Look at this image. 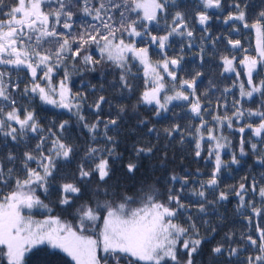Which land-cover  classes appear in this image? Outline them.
<instances>
[{
  "label": "snow or ice",
  "instance_id": "snow-or-ice-1",
  "mask_svg": "<svg viewBox=\"0 0 264 264\" xmlns=\"http://www.w3.org/2000/svg\"><path fill=\"white\" fill-rule=\"evenodd\" d=\"M175 6L176 0H0V142L26 149L0 158V264H30L35 257H40L38 264H204V247L210 243L201 234L210 224L205 217L210 206L216 213V206L230 195L237 200V214L255 231V236H241L245 250H256L242 264H264V172L259 181L253 178L247 185L220 190L222 170L241 163L235 150L230 160L223 158L233 149L235 134L239 157L251 153L264 168V11L250 17L239 0L227 6L225 0H198L195 20L204 33L213 19L210 10L227 11L223 23L230 29L228 54L220 55V75L232 83L213 105L208 93L203 101L197 95L196 80L202 73L191 79L178 75L184 47H193L194 32L185 13L171 11ZM74 7L90 18L80 31L75 30ZM242 29L254 33V54L240 39L231 38ZM175 37L181 38L180 54L172 57L168 50ZM201 39L211 40L214 48L221 40ZM153 48L160 59L153 60ZM204 51L201 46L200 53ZM200 59L203 62V55ZM134 68L143 74L138 104L159 117L173 102H184L181 107L187 108L189 118L198 121L164 131L193 144L196 158L206 154V161L212 162L207 180L172 174L166 187L141 181L131 192L121 184L117 172L134 179L140 158L151 156L153 146L133 145L135 159L125 161L117 136L126 109L121 106L115 116L109 112L104 119L103 105L111 109V102L99 95L88 105L86 93L73 92L72 75L107 69L115 76L110 87L131 93L138 78ZM21 71L27 82L20 78ZM85 87L105 90L103 84L99 89ZM37 100L64 110L70 119L45 125L33 107ZM246 101L257 106L245 107ZM86 105L93 120L85 115ZM72 118L82 130L83 144L71 139ZM73 163L74 169L66 171ZM37 209L45 213L42 218L33 214ZM233 235L226 233L225 239ZM240 251L226 250L223 243L210 249L213 264L225 252L229 262L239 258Z\"/></svg>",
  "mask_w": 264,
  "mask_h": 264
},
{
  "label": "trees",
  "instance_id": "trees-1",
  "mask_svg": "<svg viewBox=\"0 0 264 264\" xmlns=\"http://www.w3.org/2000/svg\"><path fill=\"white\" fill-rule=\"evenodd\" d=\"M242 7L246 4L245 11L250 17H254L260 11H264V0H239ZM6 4L11 3V0H5ZM195 0H177L176 6L171 9L174 13L180 11L185 13L188 20H192L196 11ZM3 11H7L4 8ZM72 11L77 15L74 17L76 22V31H80V26L90 19L83 17L82 14L74 7ZM224 53V52H223ZM218 56L205 54L206 58L203 59L201 70L202 80L199 82V95L204 99L203 94L208 93V98L211 99L212 104L215 105L217 97L220 96L223 88L231 84V79H225L220 75V55ZM153 55V54H152ZM154 58V57H153ZM133 72L137 75V79L133 81L134 90L131 93H120L117 90L110 87L109 82L115 79V76L109 74L107 69H99L97 72H84L73 73L72 75V88L73 92L86 93L88 96L87 104L90 105L99 95H104L111 102L112 108H109L108 104L103 105L104 119H107V114L110 112L112 116L116 115L119 107L123 106L126 110L123 113L119 124V135L117 139L119 141L118 151L123 154V159H135L133 154V145L153 146V154L149 157H141L139 160V170L135 174L134 179H127L121 171L117 172V176L120 177L121 184H127L129 190L134 191L132 188L134 184L137 188L141 181L148 183L159 182L161 186H167L168 177L172 174L178 176H189L190 181L207 180L212 170V162L206 161V154L202 153L201 158L194 156V145L187 139L183 143L180 142V134H173V137H168L165 133V129L170 128L173 124H179L181 128H186L190 124L197 123L189 118L187 109L182 108L181 102H175L170 105V111L163 113L157 117L153 114L152 109L148 106L138 104L139 94L143 91V76L141 72H137L134 68ZM20 78L27 82V77L23 71L19 73ZM57 78H60L59 76ZM15 79V77H14ZM103 84L105 90L100 92L97 90L93 92L91 87H85V85H96L97 89ZM21 84V88L23 87ZM234 91H236L234 89ZM232 96H228V101L231 102ZM259 98L257 97V100ZM251 101L245 102V107H256ZM33 107L37 108L39 117L42 123L50 126L51 121L60 122L70 119L67 112L60 109H54L50 106L42 105L37 100ZM85 115L89 120L94 119L93 112L85 106ZM140 119L147 120L146 125L139 124ZM72 128L70 129L71 139L77 144H83L84 136L82 130L76 124L75 119H71ZM154 127L156 131L149 133L148 128ZM65 135H69L66 133ZM247 135V134H246ZM233 149L226 151L224 158L230 160V152L235 150L238 158L241 160L240 165H230L228 168L222 170L220 174V190L227 191L232 186H238L240 183L246 185L251 183L253 178L257 181L260 180L261 173L264 172V168L256 164V157L251 153L244 157H239L238 143L239 134H235L232 137ZM26 149L23 145L15 146L10 142L4 145L0 142V158L9 151H14L17 154L22 153ZM75 164H70L66 171L74 169ZM199 170V175H197ZM192 185L190 184L189 187ZM179 187V185H177ZM43 198V197H42ZM211 195L209 199H211ZM51 199H55L52 197ZM194 199V198H193ZM259 199L258 197L256 198ZM237 200L234 196L229 197V201L223 202L222 205L216 206V213L213 212L212 207H209V215L205 217L210 221V224L201 228V234L207 235L210 239V243H207L204 247L205 255L203 257L204 264H213V257L211 256L210 249L216 246L217 243H223L225 249L228 247H239L241 249L239 258L232 257L229 262L227 253L225 255L215 258V264H242L248 255H255L256 250L254 248H248L245 250V241L241 239L242 235L252 234L255 236L254 227H248L246 221L236 212ZM193 215H196L195 209L192 210ZM40 213H43L39 210ZM45 214V213H43ZM54 214H59V209ZM224 216L225 219L221 222L219 216ZM70 218V217H69ZM217 227L216 233L206 232L207 228ZM226 233H234L232 239L226 240ZM40 257H35L30 264H38Z\"/></svg>",
  "mask_w": 264,
  "mask_h": 264
},
{
  "label": "flooded vegetation",
  "instance_id": "flooded-vegetation-1",
  "mask_svg": "<svg viewBox=\"0 0 264 264\" xmlns=\"http://www.w3.org/2000/svg\"><path fill=\"white\" fill-rule=\"evenodd\" d=\"M177 1V0H176ZM196 4V11L198 10V0H195ZM233 0H225V5L227 6L228 4H231ZM230 10V9H229ZM195 11V12H196ZM210 12H213V19L209 21L208 28L209 32L204 33L202 31V27L196 23L195 20V13L193 16L192 20H188L190 28L194 32V38H193V47L191 49L184 47V52L183 56L184 59L181 62V70L178 72V75L181 78H186V79H191L197 72L202 73L201 70V59L200 56L203 55V59L206 58L205 54H210L212 53L215 56H218L220 52H224L223 55L228 54L226 49V42L227 38L229 37V26L225 25L223 23V17L227 15V11L220 12L217 10H210ZM216 16H219L220 19H216ZM163 25V22H162ZM162 34V33H161ZM204 36H211L213 40H215L217 37H220L221 40L217 41L215 48L213 47V44L211 40L208 39H201V37ZM231 38L233 39H240L242 43L244 44L245 48H248L252 54H254V46H255V36L254 33L248 31V30H243L241 31L240 34L232 33ZM185 44L187 41L184 42ZM203 46L205 51L204 53H200V47ZM180 47H181V38L180 37H175L174 42L172 45V48L168 50L169 56L175 57L178 54H180ZM152 52V57L155 59L160 58V55L158 54L157 50L155 48L151 49ZM237 57L241 55V53L237 52L236 53ZM202 80V75L196 80V91L197 95H199V87L198 84ZM232 83V81H231ZM184 103V102H181ZM187 109V108H185Z\"/></svg>",
  "mask_w": 264,
  "mask_h": 264
},
{
  "label": "rangeland",
  "instance_id": "rangeland-1",
  "mask_svg": "<svg viewBox=\"0 0 264 264\" xmlns=\"http://www.w3.org/2000/svg\"><path fill=\"white\" fill-rule=\"evenodd\" d=\"M152 58H153V57H152ZM158 59H160V58H158ZM158 59L153 58V60H158ZM140 72H141V74H142V69L140 70ZM142 76H143V74H142ZM176 102H179V101H176ZM173 103H175V102H173ZM223 158H224V157H223ZM224 160H225V161H228V160L225 159V158H224ZM33 214H34L37 218H42L43 215H45V214H43V213H40V212H39V209L35 210Z\"/></svg>",
  "mask_w": 264,
  "mask_h": 264
}]
</instances>
